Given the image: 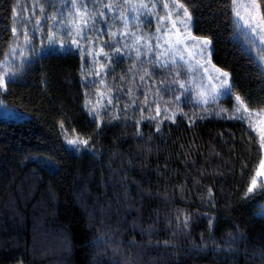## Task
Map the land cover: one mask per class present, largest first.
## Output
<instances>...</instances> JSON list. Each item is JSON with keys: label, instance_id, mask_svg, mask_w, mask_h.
Returning a JSON list of instances; mask_svg holds the SVG:
<instances>
[{"label": "trees", "instance_id": "obj_1", "mask_svg": "<svg viewBox=\"0 0 264 264\" xmlns=\"http://www.w3.org/2000/svg\"><path fill=\"white\" fill-rule=\"evenodd\" d=\"M175 1L230 75L219 105L236 96L264 109V70L237 36L232 0ZM63 2L0 0V63L14 38L31 42L0 89V103L28 116H0V264H264V189L248 192L261 159L255 133L219 105L147 116L136 92L114 98L118 115L92 117L87 58L40 50L59 40L50 21L64 18ZM71 138L87 144L72 150Z\"/></svg>", "mask_w": 264, "mask_h": 264}, {"label": "rangeland", "instance_id": "obj_2", "mask_svg": "<svg viewBox=\"0 0 264 264\" xmlns=\"http://www.w3.org/2000/svg\"><path fill=\"white\" fill-rule=\"evenodd\" d=\"M63 1L65 19L55 24L50 21L59 40L52 42L50 36L40 50L45 53L48 49H73L87 58V66H84L87 83L89 87L96 85L93 100L87 101L92 117L100 119L104 113L115 115L116 112L118 115L125 107L120 105L117 109L114 98L126 94L128 100L134 99L135 92L142 95L136 105L138 112L147 110V116L171 120L183 113L188 103L197 115L203 116L202 109L217 107L220 100L229 95H225V91L231 93L229 73L211 61L210 41L191 34L189 14L175 0H101V3L99 0H77L71 2L70 8L66 0ZM253 3L258 5L256 0H232V15L239 40L264 70V31L253 32L245 25V21L252 22L257 16V9L245 7ZM237 5L241 7L237 8ZM30 44V38L26 36L13 39L0 63V84L4 85L22 69L17 64L27 63ZM160 71L168 75L164 81L159 78ZM236 98L232 97L231 102L230 99L224 101L219 108L222 116L243 117L236 119L247 124L260 144L261 159L249 185L254 191L248 190L253 194L264 189V147H261L264 109H248ZM132 103L136 102L132 100ZM0 116L16 121L28 117L2 103ZM81 144L83 142L78 138L66 140L72 150H79ZM259 213L264 214V203Z\"/></svg>", "mask_w": 264, "mask_h": 264}, {"label": "snow or ice", "instance_id": "obj_3", "mask_svg": "<svg viewBox=\"0 0 264 264\" xmlns=\"http://www.w3.org/2000/svg\"><path fill=\"white\" fill-rule=\"evenodd\" d=\"M166 6H167V5H166ZM179 7H183V6L180 5ZM239 7H241V6H240V5H237V8H239ZM245 7H251V8H255V9H257V16L255 17L254 21H252V22H250V21H245V25H246L247 27L252 28V31H253V32H256L257 29H260L261 31H264V27H262V26H264V15H260V14H259V5L253 3L252 5H250V6H245ZM250 15H251V13H250ZM237 16H238V17L240 16L239 11H237ZM240 18L243 19V17H240ZM253 23H255V27H253ZM206 43H207V42H205V44H206ZM224 75H227V74L225 73ZM3 86H4L3 84H0V87H3ZM224 94H225V95H228V94H229V91L226 90ZM236 99H237V101H238V103H239V102H240V97H237ZM239 111H240V109L238 108V109H237V112H239ZM236 118L243 119V117H236ZM70 143H77V142H76V141H70ZM83 143L87 144V141H83ZM261 147H264V128H262V130H261ZM253 184L255 185V181H253ZM253 191H254L253 188H249V192H250V193L253 192Z\"/></svg>", "mask_w": 264, "mask_h": 264}]
</instances>
